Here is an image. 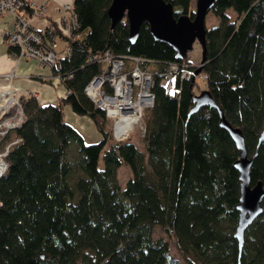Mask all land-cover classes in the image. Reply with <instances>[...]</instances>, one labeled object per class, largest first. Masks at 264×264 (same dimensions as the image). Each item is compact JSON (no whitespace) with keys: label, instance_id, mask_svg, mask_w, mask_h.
<instances>
[{"label":"trees","instance_id":"obj_1","mask_svg":"<svg viewBox=\"0 0 264 264\" xmlns=\"http://www.w3.org/2000/svg\"><path fill=\"white\" fill-rule=\"evenodd\" d=\"M166 1L176 17L194 18L193 0ZM111 3L74 0L79 28L71 37L52 24L72 50L47 80L60 76L66 93L50 104L22 98L23 142L10 152L0 178V264H264V198L241 250L235 237L239 149L228 128L239 130L252 156L264 133V0H214L210 12L219 22L206 27V59L198 64L189 54L193 48L177 55L146 21L134 39L126 18L112 28ZM106 51L144 58L141 67L152 75L144 151L130 138L116 141L105 110L85 92ZM172 63L193 73L201 67L216 106L197 104L192 77H178V95L168 94L162 81ZM67 104L92 120L98 142H85L66 122ZM123 164L131 168L124 187L118 179ZM250 177L264 188V141ZM157 227L174 239L184 260L171 254L166 238L154 236Z\"/></svg>","mask_w":264,"mask_h":264},{"label":"built area","instance_id":"obj_2","mask_svg":"<svg viewBox=\"0 0 264 264\" xmlns=\"http://www.w3.org/2000/svg\"><path fill=\"white\" fill-rule=\"evenodd\" d=\"M25 4V0H0V18L13 16L12 27L3 32V40L11 48L7 55L14 62L10 70L0 74L9 82L0 88V178L9 170L10 152L23 142L18 129L23 125L26 115L19 89L14 84V80L20 76L16 72L17 63L22 58L34 59L41 67L52 69L62 56H70L72 50L68 44L61 45L50 22L44 26L35 24L33 19L46 17L45 4L29 2V12L25 10ZM58 26L67 37L78 30V17L72 3L62 6ZM98 59L102 64L101 72L86 85L85 92L105 110L107 118L111 120L114 139L124 141L133 128L142 122L145 109L154 103L153 78L149 71L141 67L144 58L116 56L106 51ZM193 76L194 73L188 68L181 69L179 64L172 63L162 85L168 94L175 97L178 95L174 87L176 79ZM53 79L60 81L61 77ZM31 96L39 101L38 93L32 92Z\"/></svg>","mask_w":264,"mask_h":264},{"label":"water","instance_id":"obj_3","mask_svg":"<svg viewBox=\"0 0 264 264\" xmlns=\"http://www.w3.org/2000/svg\"><path fill=\"white\" fill-rule=\"evenodd\" d=\"M213 4L214 0H196L195 16L191 18L188 15L176 17L172 4L166 0H112L108 13L112 28L119 21L127 19L131 39L138 35L141 24L146 21L154 38L168 43L179 56L191 50L194 43L198 41L202 47L201 62H204L206 59V16ZM201 71L202 68L198 67L194 75L197 76ZM195 100L199 106L204 104L216 106L207 89L196 94ZM228 128L232 131L239 149L236 167L239 171L240 197L237 204L239 217L235 237L239 241L241 250L246 229L263 212L264 188L261 182L256 185L251 184L250 171L258 148L264 141V133L259 138L257 150L249 156L239 130H233L229 126Z\"/></svg>","mask_w":264,"mask_h":264},{"label":"crops","instance_id":"obj_4","mask_svg":"<svg viewBox=\"0 0 264 264\" xmlns=\"http://www.w3.org/2000/svg\"><path fill=\"white\" fill-rule=\"evenodd\" d=\"M35 4H45L47 7L46 17L44 19H33L37 25H45L48 22H58L61 16V9L65 3H74V0H28ZM13 24V16L8 15L0 18V74L10 70L14 66V62L8 58L9 47L4 43L3 32L11 29ZM61 45H64L61 43ZM16 72L20 75L14 80V84L19 89V96L26 98L31 96L32 92L39 94V102L43 104L56 103L59 99L65 95L66 90L64 86L58 84V81L53 79L52 82L47 78H52V69L49 67H41L34 59L22 58L16 65ZM8 80L0 77V88L8 85ZM67 111L71 116L72 109L70 105H67ZM81 120L89 123V120L84 117ZM92 126L95 127L92 120H90ZM90 124V123H89ZM96 135L101 134L97 131Z\"/></svg>","mask_w":264,"mask_h":264},{"label":"rangeland","instance_id":"obj_5","mask_svg":"<svg viewBox=\"0 0 264 264\" xmlns=\"http://www.w3.org/2000/svg\"><path fill=\"white\" fill-rule=\"evenodd\" d=\"M192 4H193L192 8L195 11L196 0H193ZM227 13L231 17V19H235L237 16L235 10L232 8H229L227 10ZM218 22H219L218 18L216 16H214L212 12H209L207 14V16H206V27L207 28H211V27L215 26L216 24H218ZM42 26H44V25H42ZM189 54L196 64H198L200 62L201 57H202V47L198 41H196L194 43L193 50ZM192 79L193 80L196 79L195 91L197 94H199L200 91L206 89V79H205L204 75L199 74L197 76H193ZM67 105L63 106L64 118H65L66 122L69 123L70 125H72L74 128H76L80 132V134L84 137L85 142H88V143L98 142L100 140V135L95 136L97 132L94 129L95 127H93L92 123L90 122L91 119L88 116L78 115V114L74 113L73 110H71V111H72V114L74 116H71L69 114V112L67 111V107H66ZM70 109H72V108H70ZM84 117H86L88 120L90 119L89 120L90 124L81 120ZM108 124L111 125L110 119H108ZM143 130H144L143 122H141L133 128V130L130 133V136L128 138H130L132 140V142H134L138 146L139 149L144 151L145 149H144V144H143ZM100 166H103L102 159H100ZM130 176H131L130 166L123 164L118 169V179H119L120 184L123 187L125 186V183ZM154 236L155 237L163 236L164 238H166L170 244L171 254L179 260H184V256L182 255L181 251L179 250L174 239L172 237H170L169 233L164 228H161V227L155 228Z\"/></svg>","mask_w":264,"mask_h":264}]
</instances>
